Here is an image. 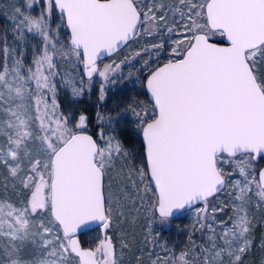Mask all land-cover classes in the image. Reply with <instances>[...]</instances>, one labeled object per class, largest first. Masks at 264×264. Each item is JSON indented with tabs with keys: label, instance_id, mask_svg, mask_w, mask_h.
<instances>
[{
	"label": "snow or ice",
	"instance_id": "snow-or-ice-1",
	"mask_svg": "<svg viewBox=\"0 0 264 264\" xmlns=\"http://www.w3.org/2000/svg\"><path fill=\"white\" fill-rule=\"evenodd\" d=\"M0 264H264V0H0Z\"/></svg>",
	"mask_w": 264,
	"mask_h": 264
},
{
	"label": "rangeland",
	"instance_id": "rangeland-1",
	"mask_svg": "<svg viewBox=\"0 0 264 264\" xmlns=\"http://www.w3.org/2000/svg\"><path fill=\"white\" fill-rule=\"evenodd\" d=\"M179 221H174L173 223L175 224V223H178Z\"/></svg>",
	"mask_w": 264,
	"mask_h": 264
}]
</instances>
